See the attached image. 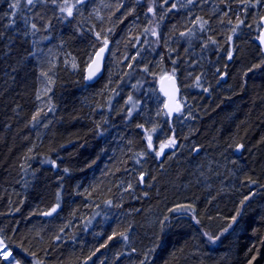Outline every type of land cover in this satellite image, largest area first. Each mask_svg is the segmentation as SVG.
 Here are the masks:
<instances>
[{"label":"trees","instance_id":"obj_1","mask_svg":"<svg viewBox=\"0 0 264 264\" xmlns=\"http://www.w3.org/2000/svg\"><path fill=\"white\" fill-rule=\"evenodd\" d=\"M12 2L0 0V239L12 255L264 264V0ZM105 39L104 74L86 84ZM173 72L185 104L170 120L157 82Z\"/></svg>","mask_w":264,"mask_h":264},{"label":"snow or ice","instance_id":"obj_2","mask_svg":"<svg viewBox=\"0 0 264 264\" xmlns=\"http://www.w3.org/2000/svg\"><path fill=\"white\" fill-rule=\"evenodd\" d=\"M37 2H38V0H26V3L28 5H30V6L34 5ZM53 2H54V0H53ZM79 2L80 3H85L86 0H79ZM164 2L167 3L168 0H164ZM194 2H195V0H189V3H194ZM259 2H260V0H256V3H259ZM9 6L12 9H18L20 7V0H13V2ZM249 6H253L254 7L255 5L251 4L250 0H249ZM175 7H176L175 4L171 5V8H175ZM60 10L62 12L67 11L68 16H72V9L71 8L61 7ZM117 11H119V8H117ZM149 12H153V9L151 7H149ZM225 15H227L226 12H225ZM10 16L11 17H15L16 16V12L15 11L11 12ZM12 22L14 23V20ZM262 22H264V18H262ZM25 23H28V21L25 20ZM204 23H206V21ZM241 23H243V21H241ZM31 28L33 30H36V25L34 23L31 24ZM146 31H147V29H146ZM153 34H155V33H153ZM182 35H183V33H182ZM97 38L98 39L100 38L99 37V33H97ZM260 42H261V44H264V37L260 38ZM213 43H215V42H213ZM107 44H108V41H107V39H105L103 47H101L99 49V52L95 54L96 55V59L92 61V63L95 65V69H92V67L89 66L88 79H92L96 75V73L99 71V63H98V61L100 59H102V54L104 53L105 49L107 48ZM228 58L229 59L232 58L231 53L228 54ZM257 67H259V65H257ZM145 71H147V69H145ZM42 75H47V74L46 73H42ZM173 75H174V72H173ZM204 90L207 91V89H204ZM173 111L176 112V113H180V111H181L180 106L178 104H176L175 107L170 108V113L173 112ZM35 119H36V117L34 116L33 120H35ZM175 146H176V140L174 138L170 139L167 144L161 145L160 150L156 152V156L157 157L162 156L164 154V149L165 148L175 147ZM242 147H243V145H237V151H239ZM148 148L149 149L152 148V137L151 136L148 137ZM140 179L142 181L143 180V176H141ZM249 198L250 197H246L245 199H249ZM108 204L111 205V201H108ZM241 206H243V201L241 202ZM55 212H56V207H53L49 212L44 213V215L51 216ZM239 214L240 213L237 212V215H239ZM232 220H233V222H235V217H233ZM230 226L231 225H229V227ZM225 230H227V229H225ZM116 235L117 234L114 233L113 236L108 237V239L112 240ZM119 235H120V237L123 240H127L128 239V237H127V235L125 233H119ZM207 238H208V240L211 243H215V241L219 239V236L212 237V236L209 235ZM56 239L59 240L60 237L57 236ZM104 246H106V245H104ZM96 251H99V249H97ZM95 254H96L95 252L92 253L93 256ZM0 259H2L4 261H7L8 264H21L20 260H18L16 257H14L12 255V251L8 248V245L2 239H0ZM88 259H91V256L88 257ZM146 259H147V257H146ZM85 264H87V261H85ZM141 264H143V262H141Z\"/></svg>","mask_w":264,"mask_h":264},{"label":"water","instance_id":"obj_3","mask_svg":"<svg viewBox=\"0 0 264 264\" xmlns=\"http://www.w3.org/2000/svg\"><path fill=\"white\" fill-rule=\"evenodd\" d=\"M262 18H264V15L262 16ZM262 18L260 20L261 31L259 33V37H258L256 43H257L258 47L261 49L262 53L264 54V44H261V42H260V38L264 37V22H262ZM101 47H103V45ZM101 47L98 48V50L95 52V54L99 52V49ZM110 47H111V43L108 42L107 48L105 49L104 53L102 54V59H100L98 61L99 71L96 73V75L92 79H88L89 66H91L92 69H95V65L92 63V61L96 59V55L94 54L92 61L89 63V65L87 66V68L85 70L84 80H85L86 84L93 85L98 80H100V78H102L104 71H105V64H106V61H107V58H108V55L110 52ZM158 89H159V92L165 101L164 111H165L167 117L170 120H173L183 110L182 104L180 102L181 91H180V87H179L177 78L175 76L164 75L158 83ZM176 104H178L181 108L180 113H176L174 111L170 113V108L175 107ZM198 152H199V149L196 150V153H198Z\"/></svg>","mask_w":264,"mask_h":264},{"label":"rangeland","instance_id":"obj_4","mask_svg":"<svg viewBox=\"0 0 264 264\" xmlns=\"http://www.w3.org/2000/svg\"><path fill=\"white\" fill-rule=\"evenodd\" d=\"M177 0H175V2H176ZM250 9H252V8H250ZM246 12H247V10H246ZM261 20V19H260ZM260 31H261V25H260V30H259V33H260ZM259 33H258V36H257V39H258V37H259ZM257 39H256V41H257ZM146 42H147V40L145 41V44H146ZM142 44H144V43H142ZM257 44V43H256ZM146 45H148V43L146 44ZM227 55H228V53H227ZM226 55V56H227ZM234 57V56H233ZM232 59V58H231ZM232 60H230V62H231ZM165 75H168V76H173V73H169V74H165ZM164 75H162V77H163ZM223 77H225V74H223L222 75ZM162 77H159V79H158V82H157V88H158V83H159V81H160V79L162 78ZM152 92V94H153V91H151ZM158 92H159V89H158ZM160 93V92H159ZM145 94H146V89H145ZM161 95V94H160ZM148 96H149V94H148ZM161 97H162V95H161ZM163 98V97H162ZM153 99V98H152ZM163 100H164V98H163ZM131 102V104L133 103L132 101H130ZM185 102H186V100H185ZM164 103H165V101L163 102V107H164ZM181 103H182V106L184 107V100L182 99L181 100ZM190 109H191V107H190ZM165 112V111H164ZM165 116L167 117V115H166V113H165ZM188 118V114L186 113V111L184 112V113H182L181 115H180V117H179V123L181 122V121H186L187 120V118ZM168 143V142H167ZM167 143H165V144H167ZM197 150V149H196ZM207 158V155H205V157H204V159H206Z\"/></svg>","mask_w":264,"mask_h":264}]
</instances>
